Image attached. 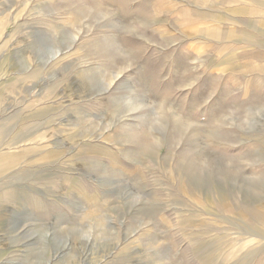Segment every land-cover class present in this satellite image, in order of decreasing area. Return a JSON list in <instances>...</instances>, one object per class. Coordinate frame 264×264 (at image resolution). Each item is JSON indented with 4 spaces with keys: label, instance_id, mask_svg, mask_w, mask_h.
Listing matches in <instances>:
<instances>
[{
    "label": "rangeland",
    "instance_id": "374dc122",
    "mask_svg": "<svg viewBox=\"0 0 264 264\" xmlns=\"http://www.w3.org/2000/svg\"><path fill=\"white\" fill-rule=\"evenodd\" d=\"M0 264H264V0H0Z\"/></svg>",
    "mask_w": 264,
    "mask_h": 264
}]
</instances>
